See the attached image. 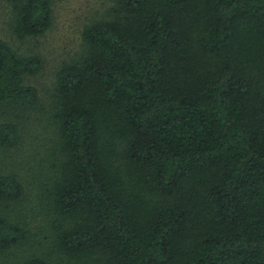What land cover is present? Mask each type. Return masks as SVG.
Returning a JSON list of instances; mask_svg holds the SVG:
<instances>
[{
  "label": "trees",
  "instance_id": "16d2710c",
  "mask_svg": "<svg viewBox=\"0 0 264 264\" xmlns=\"http://www.w3.org/2000/svg\"><path fill=\"white\" fill-rule=\"evenodd\" d=\"M19 39L54 0H9ZM56 72L37 199L46 252L18 264H264V0H113ZM44 58L0 37V149L39 105ZM0 169V259L31 236Z\"/></svg>",
  "mask_w": 264,
  "mask_h": 264
},
{
  "label": "rangeland",
  "instance_id": "374dc122",
  "mask_svg": "<svg viewBox=\"0 0 264 264\" xmlns=\"http://www.w3.org/2000/svg\"><path fill=\"white\" fill-rule=\"evenodd\" d=\"M113 0H54V22L38 37L19 39L11 28V5L0 0V37L22 53H39L44 58L43 71L26 82L39 91V105L29 110L23 124L22 143L11 151L0 149V169L19 175L27 186V196L14 206L11 218L25 225L31 236L26 242L0 259V264H18L34 252H46L48 229L37 199L36 181L46 174L55 137L50 117V103L59 66L81 52L84 26L106 15Z\"/></svg>",
  "mask_w": 264,
  "mask_h": 264
}]
</instances>
